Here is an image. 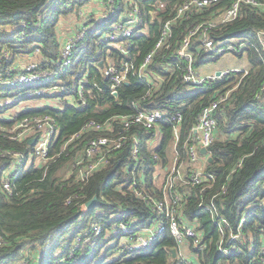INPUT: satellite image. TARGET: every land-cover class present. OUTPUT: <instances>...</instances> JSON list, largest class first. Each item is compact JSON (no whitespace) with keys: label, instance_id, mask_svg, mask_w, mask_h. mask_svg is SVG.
Listing matches in <instances>:
<instances>
[{"label":"trees","instance_id":"1","mask_svg":"<svg viewBox=\"0 0 264 264\" xmlns=\"http://www.w3.org/2000/svg\"><path fill=\"white\" fill-rule=\"evenodd\" d=\"M91 1L97 0H0V73L11 68L20 55H32L37 48L43 66L57 65L65 35L71 34L62 28L61 19L75 14ZM156 1L138 0L148 27L147 32L132 39L137 61L153 48L163 23L176 15L177 6L185 0H163L165 8L155 7L157 14L151 20L150 3ZM232 1L221 0L216 5L196 8L189 16L176 20L169 43L150 64L147 76L150 82L131 73L128 83L117 87L118 96L112 93V83L102 71L108 57L119 60L122 54L115 46L100 41L96 28H91L75 47V54L80 53L81 57L70 67L73 73H61L59 77L71 80L75 90L84 84L86 103L68 104L62 109L47 103L19 114L20 117L32 113L55 116L60 127L53 149L57 153L62 140L90 120L102 122L117 116L112 121L117 132L120 116L131 115L139 107L179 111L183 117L180 148L184 154L185 141L202 108L218 93L229 91L227 100L216 111L218 128L203 165L205 171L215 175L214 184L178 187L183 195L178 215L202 233L205 243L194 258L197 264H264V46L261 42L264 8L245 3L239 17L211 30L216 44L222 47L233 44L238 50L209 51L197 38L191 45L196 68L229 52L244 58L247 68L201 86L180 79L184 63L177 49L187 26L214 17L216 9L223 10ZM116 4L118 12H122L124 0H116ZM6 50L13 56L6 57ZM2 123L11 125V121ZM129 133L139 138L140 160L135 172L130 141L111 153L109 162L86 179L80 178L76 171L67 176L76 154V148L72 151V147L57 153L56 161L47 168L23 170L11 193L2 188L0 178V236L5 241L0 244V264H25L27 260L28 264H185L172 255V248H178V243L168 223L148 246L130 250L120 245L132 233L154 225L160 217L133 192L131 184L137 178L148 193L163 196L155 177L160 165L168 162L173 140V127L165 121L151 129L134 124ZM102 134L112 133L91 130L76 142L77 148L87 139ZM157 136L158 145L151 147V140ZM0 148L28 149V145L26 141L5 136L0 130ZM3 161L0 160V177L3 166L7 165ZM95 195L98 201L85 210L83 204ZM222 217L227 221L224 245L233 248L230 253L220 251L217 222ZM97 224L102 225L98 233L94 227ZM123 224L128 225L129 231L122 229ZM238 232L239 237L229 242L231 234ZM68 234L71 235L67 238Z\"/></svg>","mask_w":264,"mask_h":264},{"label":"built area","instance_id":"2","mask_svg":"<svg viewBox=\"0 0 264 264\" xmlns=\"http://www.w3.org/2000/svg\"><path fill=\"white\" fill-rule=\"evenodd\" d=\"M98 1L102 2L103 8L100 10L96 7L97 12L93 11L94 7L87 10L83 21L79 23L80 26L78 27H81V31L77 37L71 36L64 39L60 57L56 61L57 65L43 66L42 62L44 61L40 59V50L37 48L33 54H37L38 59L29 60L23 70L16 71L15 68L11 67L0 73V98L3 97L2 100L0 99V130L5 136L20 142L26 141L28 145V149L0 148V160L7 162V165L3 166L0 177L2 188L9 193L13 192L14 182L23 170L29 167L47 168L49 163L56 161L57 153L60 154L70 147H72L71 150L76 148V154L74 159L71 160L72 167L67 171L69 177L76 171L80 178H88L97 168L109 162L111 153L123 148L130 141H132V156L130 159L133 161L132 165L135 172L140 160L139 138L135 133L130 134L129 130L134 124H143L146 128L151 129L161 121H165L173 127L171 154H168V162L160 165L156 172L158 175L155 177V182L163 196L157 197L148 193L146 186H140L137 178L131 184L133 192L154 211H157L160 217L154 225L145 227L143 231L132 233L129 240H127L128 243H123L122 246L130 250L148 246L165 229L168 223L178 243L177 257L184 260L185 264H197L191 253L196 256L198 251L204 249L205 243L202 233L178 215L177 210L183 200V195L178 187L181 185L194 186L202 183H205L204 187H211L214 184L215 175L203 169L209 150L207 153H202L201 148H208L215 140V133L218 128L216 111L227 100L229 91L218 93L211 103L202 108L185 141L184 154L180 148L183 117L179 111L167 112L165 108L147 109L139 107L131 115L120 116L121 125L117 132L112 123L113 119H118L117 116L102 122L90 120L79 130L62 140L60 151L57 153H53V149L58 141L60 127L55 116L50 113H32L20 117L19 114L27 108L44 107L47 103L58 109L65 108L68 104L77 106L86 103L84 84L79 85L75 90L71 80H64L59 77L61 73H73L70 67L81 57L80 53L75 54L76 41L84 39L91 28H96V34L100 35V41L115 46L122 54L119 60L108 57V62L105 65L103 64L104 61H101L104 65L102 72L105 77L110 79L112 93L114 94L119 85L128 81L131 73L149 81L147 76L153 57L169 43L173 35L172 25L176 20L189 16L192 10L196 8L216 5L221 0H185L178 5L176 15L163 23L153 48L145 53L141 61H137V51L132 39L138 33L147 32L145 29L148 26L145 25L146 20L138 0H124V9L120 13L118 12L116 0ZM245 3L264 8V3L259 0H233L223 10L216 9L213 14L214 17L193 22L190 26H187L186 34L177 49L178 56L184 63L181 65L183 67L180 72L181 82L192 86H201L208 81L223 79L231 72L243 69H222L220 74L216 72L204 74L195 67V53L191 49V45L194 39L197 38L201 41V45L209 51L220 53L226 49L238 50L239 48L233 44L225 47L219 46L211 37L210 32L213 28L227 24L239 17L242 5ZM150 6L152 9L149 15L152 17L151 20H154L157 9H164L166 1L157 0L150 3ZM107 19L111 21V24L105 25L101 29L97 27L98 22ZM87 22L89 24H86ZM143 25L145 26L143 27ZM261 42L264 46V37L261 38ZM32 55H29V58ZM181 66L179 67L181 68ZM87 81L88 77L85 78V82ZM147 95L150 96L151 92L149 91ZM35 97H38V99ZM32 99H37V104L22 105L25 100ZM163 107L167 106L163 105ZM4 120L11 121V125H4L2 123ZM91 130H106L112 134L91 137L87 139L81 148H77L76 142ZM32 138H36V140L31 142ZM159 179L160 182L158 183ZM68 202H70V199ZM83 206L87 210L86 204H83ZM205 206L209 207L208 205ZM123 211L125 212V210ZM217 223L221 234L220 251L230 253L233 248L224 245L227 221L222 217ZM121 227L123 230L129 231L127 224H123ZM95 229L100 232L102 225L97 224ZM238 237L239 232L231 234L229 242ZM80 238L78 236L76 240L79 241ZM4 242L0 236V244ZM185 244L190 246L191 253L185 252L183 246ZM262 254L264 255V246ZM28 262L27 260L24 263L27 264Z\"/></svg>","mask_w":264,"mask_h":264},{"label":"rangeland","instance_id":"3","mask_svg":"<svg viewBox=\"0 0 264 264\" xmlns=\"http://www.w3.org/2000/svg\"><path fill=\"white\" fill-rule=\"evenodd\" d=\"M92 7H98L101 10L103 8V4H102L101 1H98V2L97 1H91L89 5H87L86 7L82 8L81 10L79 9L75 14L61 19V23H63L62 24V28H64L65 32H70L71 33V34H66L65 38L71 37V36L77 37L78 33L81 31V27H78V26H80L79 23L83 21V19H84L83 17L86 14L87 10L92 9ZM86 24H89V23L87 22ZM109 24H111V21H109V19H107V20L98 22L97 27L101 29L103 26L109 25ZM79 42H81V41H76V45ZM4 53L6 54L5 55L6 57H12L13 56L11 53L8 52V50H6ZM31 59L37 60L38 59V55L37 54H33L31 58H29L28 55H20V57L17 59V61L13 65H11V67L15 68L16 71H21L26 66L28 61L31 60ZM243 62H245L244 58H239L234 53L229 52V53L224 54L217 61H210V62L202 63L203 65L201 66V68L200 69L197 68V69L199 71H202V73H206L207 71H213V70L218 69V68L231 67L233 65L241 64ZM2 96H4V95H2ZM12 96H13V94H12ZM0 99L2 100L3 97H1ZM35 104H37V99H32V100H28V101L25 100L22 105H35ZM158 143H159V137L157 136V137H155L154 140H152L150 142V146L151 147H156L158 145ZM159 182H160V179L158 180V183ZM114 233H115V231H113L111 233V235L114 234ZM70 235L71 234L66 235L67 238L70 237ZM111 235H109L108 237H110ZM121 243L122 244H120V245H124V244L128 243V241L127 240H122ZM57 261H60V259L57 260Z\"/></svg>","mask_w":264,"mask_h":264},{"label":"water","instance_id":"4","mask_svg":"<svg viewBox=\"0 0 264 264\" xmlns=\"http://www.w3.org/2000/svg\"><path fill=\"white\" fill-rule=\"evenodd\" d=\"M220 72H221V70H218L216 73L217 74H220ZM126 83H128V82L126 81ZM114 95L115 96H118V91H115L114 92ZM35 140H36V138H32L31 139V142H34ZM201 152L202 153H207L208 152V148L207 147H202L201 148ZM209 159L211 160L212 158L210 157ZM97 201H98V196L97 195H95L93 198H91L90 200H88L85 203L87 210L88 209H91ZM177 251H178L177 248H172V255H173V257H177Z\"/></svg>","mask_w":264,"mask_h":264},{"label":"crops","instance_id":"5","mask_svg":"<svg viewBox=\"0 0 264 264\" xmlns=\"http://www.w3.org/2000/svg\"><path fill=\"white\" fill-rule=\"evenodd\" d=\"M89 5V4H88ZM98 8V7H97ZM96 7H94L93 8V11L94 12H97L98 11V9H97ZM29 56V55H28ZM245 60V59H244ZM230 68H247L246 67V60H245V62H243V63H241V64H237V65H233V66H231V67H224V68H218V69H215V70H213V71H207L206 73H204V74H209V73H214V72H217L218 70H222V69H230ZM171 154V151H170V153H169V155ZM184 246V250H185V252H187V253H191L192 252V250H191V248H190V246L188 245V244H185V245H183ZM191 256L193 257V258H195V256H193V254L191 253ZM18 264V263H17ZM21 264V263H20ZM28 264V263H27Z\"/></svg>","mask_w":264,"mask_h":264}]
</instances>
